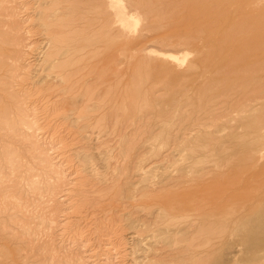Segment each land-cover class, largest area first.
I'll return each instance as SVG.
<instances>
[{"label": "rangeland", "instance_id": "374dc122", "mask_svg": "<svg viewBox=\"0 0 264 264\" xmlns=\"http://www.w3.org/2000/svg\"><path fill=\"white\" fill-rule=\"evenodd\" d=\"M37 1L0 0V264H264V0Z\"/></svg>", "mask_w": 264, "mask_h": 264}, {"label": "bare ground", "instance_id": "6f19581e", "mask_svg": "<svg viewBox=\"0 0 264 264\" xmlns=\"http://www.w3.org/2000/svg\"><path fill=\"white\" fill-rule=\"evenodd\" d=\"M79 1H80V0H79ZM84 1H85V2L87 1V2L90 3L89 0H84ZM7 2H8V1H7ZM25 2H26V1H25ZM28 2H29V1H28ZM80 2H83V1L81 0ZM85 2H84V3H85ZM117 2H118V1H117ZM4 3H5V2H4ZM37 3H38V5L41 6V7H43L44 5H47V6H49V5L51 6V5H52V6H53L52 11H53V12L50 13L49 15H52V16L54 15V16H56V18H57V15H55V14H56L58 11H60V12L58 13V14H59V15H58V18H59V16H60L61 18H59V19H62V18H67V17H65V16H68V14H69L70 12H72V10L76 7L77 0H38ZM37 3H36V4H37ZM89 3H88V5L90 6ZM119 3H120V0H119ZM119 3H117V4H119ZM30 4H31V3H30ZM33 4H35V3H33ZM48 4H49V5H48ZM78 4H79V2H78ZM78 4H77V6L80 7L81 5L79 6ZM85 4H86V3H85ZM85 4H84V6H85ZM86 5H87V4H86ZM4 6H5V5H4ZM36 6H37V5H36ZM47 6H46V7H47ZM84 6L82 5V7H84ZM78 7H76V8H78ZM82 7H81V8H82ZM33 8H35V7H33ZM33 8H32V9H33ZM76 8H75V9H76ZM84 8H85V7H84ZM84 8H83V9H84ZM88 8H89V7H88ZM35 9H37V8H35ZM47 9H49V7H47ZM75 9H74V10H75ZM78 9H79V8H78ZM90 9H91V7H90ZM29 10H30V9H29ZM74 10H73V11H74ZM13 11H14V10H13ZM75 11H76V10H75ZM75 11H74V12H75ZM91 11H92V10H91ZM74 12H73V13H74ZM76 12H77V11H76ZM78 12H81V11L78 10ZM78 12H77V13H78ZM83 12H84V11H83ZM83 12H81V13L83 14ZM147 12H148V11H147ZM73 13H72V14H73ZM77 13H76V14H77ZM84 13H85V12H84ZM86 13H87V12H86ZM88 13H91V12H88ZM76 14H75V15H76ZM79 14H80V13H78V15H79ZM99 14H100V13H99ZM3 15H4V14H3ZM9 15H10V14H9ZM46 15H47V14H46ZM89 15H90V14H89ZM89 15L87 14L88 17H89ZM10 17H11V16H10ZM48 17H49V16H48ZM71 17H73V15H72ZM40 18H42V17L40 16ZM49 18H53V17H49ZM15 19H16V18H15ZM53 19H54V18H53ZM59 19H58V20H59ZM115 19H116V18H115ZM200 19H201V18H200ZM51 20H52V19H51ZM51 20H50V22H51ZM64 20H65V19H64ZM73 20H74V19H73ZM81 20H83V19H81ZM85 20H86V19H85ZM116 20H118V19H116ZM196 20H197V19H195V21H196ZM86 21H87V20H86ZM54 22H55V21H54ZM57 22H58V21H57ZM77 22H78V20H77ZM84 22H85V21H84ZM87 22H88V21H87ZM89 22H90V21H89ZM102 22H103V21H102ZM44 23H45V21H44ZM48 23H49V22H47L45 25L47 26ZM64 23H65V22H64ZM67 23H68V21H67ZM79 23H80V21H79ZM79 23H77V24H79ZM41 24H42V23H41ZM53 24H54V23H53ZM62 24H63V23H62ZM68 24H69V23H68ZM77 24H75V25L78 26ZM11 25H12V24H11ZM45 25H43V28H44ZM70 25H71V24H70ZM75 25H73V27H74ZM82 25H83V24H82ZM89 25H90V24H89ZM46 26H45V27H46ZM62 26H63V25H62ZM76 26L74 27V29H75V28L78 29V27H76ZM79 26H80V25H79ZM86 26H87V25H86ZM86 26H85V27H86ZM40 27L42 28V26H40ZM54 27H55V26H54ZM56 27H58V25H57ZM68 27H69V26H68ZM68 27H66V28H68ZM70 27H71V26H70ZM70 27H69V28H70ZM1 28H2V27H1ZM51 28H52V27H51ZM7 29H8V28H7ZM12 29H13V28H12ZM37 29H38V28H37ZM84 29H89V28H87V27L84 28V27L82 26V28H81V32H79V33L82 34V31H83ZM46 30H47V29H46ZM65 30H66V29H65ZM72 30H73V28H72ZM72 30H70V31H72ZM41 31H42V30H41ZM49 31H50V30H49ZM73 31H74V30H73ZM73 31H72V32H73ZM77 31H78V30H77ZM19 32H20V31H19ZM36 32H37V31H36ZM43 32H44V31H43ZM45 32H46V31H45ZM45 32H44V34H45ZM62 32H64V31H62ZM75 32H76V30H75ZM84 32H85V30L83 31V35L86 34V33L84 34ZM88 32L90 33V35H89ZM66 33H68V32L66 31ZM69 33H70V32H69ZM47 34H48V33H47ZM49 34H50V33H49ZM53 34H54V33H53ZM64 34H65V33H63V35H64ZM70 34H71V33H70ZM76 34H77V33H76ZM80 34H78V35L80 36ZM87 34H88L89 36L92 37V34H91L90 30L87 31ZM63 35H62V36H63ZM88 35H87V36H88ZM53 36H54V35H53ZM62 36H61V37H62ZM64 36H66V34H65ZM74 36H76V35H74ZM17 37H18V36H17ZM17 37H16V38H17ZM61 37H60V41H61V39H63V37H62V38H61ZM66 37H69L68 34H67ZM91 37H90V38H91ZM16 38H14V39H16ZM48 38H49V37H48ZM50 38H51V37H50ZM50 38H49V39H50ZM54 38L57 39V38H59V37H54ZM64 38H65V37H64ZM18 39H19V38H18ZM56 39H55L54 41H56ZM71 39H72V38H71ZM71 39L69 38V40H68L69 43H71V42L73 43V42L75 41V38H73V39H74L73 41H70ZM86 39H88V38L86 37ZM63 40H64V39H63ZM63 40H62V41H63ZM77 40H78V38H77ZM84 40H85V38H84ZM84 40H83V41L81 40V42L83 43V42H89V41H90V40H87V41H86V40L84 41ZM15 41H18V40H15ZM46 41H48V39H46ZM57 41H58V40H57ZM65 41H66V39H65ZM52 42H53V41H52ZM68 42H63V43L65 44V43H68ZM77 42H78V41H77ZM53 43H54V42H53ZM53 43H52V44H53ZM63 43H61V44H63ZM72 43H71V44H72ZM79 43H80V41H79ZM47 44H48V43H47ZM56 44H57V43H56ZM56 44L54 43V46H55ZM61 44H60V45H61ZM73 44H75V43H73ZM89 44H90V43H89ZM78 45H81V44H78ZM78 45H77V46H78ZM87 45H88V44H87ZM56 46H58V44H57ZM63 46H66V44L63 45ZM60 47H62V46H60ZM68 47H70V46H68ZM68 47H67V48H68ZM80 47H81V46H80ZM51 48L53 49L54 52H55L54 49H56V48L58 49V47H56V48L51 47ZM67 48H66V49H67ZM75 48H78V47H75ZM75 48H73L74 51L72 50V52H75L76 50L79 51V49H75ZM88 48H89V47H87V48H85V49L87 50ZM47 49H49V47H48ZM60 49H61V48H59L58 51H59ZM66 49H65L66 53H65L64 55H67V52H68V51H69V53L71 54V50H69V49H71V48H68V51H67ZM85 49H84V50H85ZM89 50H90V48H89ZM61 51L65 52L63 49H61ZM80 51H82V49H81ZM84 52H85V51H84ZM87 52H88V51H87ZM89 52H90V51H89ZM18 53H19V52H18ZM41 53H42V52H41ZM51 53H52V52H51ZM51 53L49 52V55H48V56H51ZM59 53H60V51H59ZM61 53H62V52H61ZM20 54H21V53H20ZM44 54H45V53H44ZM46 54H48V53H46ZM56 54H57V51H56ZM62 54H63V53H62ZM62 54H61V55H62ZM70 54H69V56H70ZM73 54H74V53H73ZM73 54H72V56H73ZM61 55H60V56H61ZM64 55H63V56H64ZM85 55H87V53H86ZM53 56H56V55H53ZM53 56H52V57H53ZM57 56L59 57V55H57ZM69 56L67 55V57H69ZM77 56H78V55H77ZM80 56H84V54L79 55V59H80V61L82 62L84 59L82 60V59L80 58ZM90 56H91V55H90ZM90 56H89V57H90ZM42 57H43V56H42ZM52 57H50V59H51ZM70 57H71V56H70ZM73 57H74V56H73ZM6 58H7V57H6ZM19 58H20V56H19ZM19 58H18V59H19ZM47 58H48V57H47ZM47 58H46V59H47ZM56 58H57V57H56ZM75 58L77 59V57H75ZM83 58H85V57H83ZM90 58H91V57H90ZM57 59H60V58H57ZM57 59H56V60H57ZM70 59H71V58H70ZM72 59H73V60H72ZM72 59H71V60L74 61V58H72ZM76 59H75V61H76V63H78V62H77L78 60H76ZM51 60H52V59H51ZM56 60H55V61H56ZM65 60H67V58H65ZM68 60H69V59H68ZM68 60H67V61H68ZM55 61H53V62H55ZM59 61H60V60H59ZM80 61H79V62H80ZM85 61H86V60H85ZM50 62H51V61H50ZM57 62H58V60H57ZM60 62H61V61H60ZM69 62H70V61H69ZM81 62H80V63H81ZM48 63H49V62H48ZM51 64H52V63H51ZM54 64L56 65L57 63L55 62ZM67 64H68V63H66V66H68ZM69 64L71 65L72 63H69ZM74 64H75V63H74ZM89 64H90V63H89ZM52 65H53V64H52ZM55 65H54V66H55ZM72 65H73V64H72ZM77 65H78V64H77ZM82 65H83V68L87 66L85 63H83ZM82 65L80 64V66H82ZM85 65H86V66H85ZM48 66H50V65H48ZM54 66H53V67H54ZM80 66L78 65V66H76V67L80 69ZM53 67H52V68H53ZM61 67L63 68V65H62ZM64 67H65V66H64ZM70 67H71V66H70ZM76 67H75V69H73V73H74V71L77 70ZM58 68H59V67H58ZM83 68L81 67V69H83ZM87 68H88V66H87ZM87 68H86V69H87ZM13 70H14V69H13ZM56 70H58V69H56ZM59 70H60V68H59ZM61 70H62V69H61ZM68 70H69V69H68ZM68 70H67V71H68ZM83 70H84V69H83ZM25 71H26V70H25ZM63 71H64V69H63ZM67 71H66V72H67ZM70 71H71V70H70ZM81 71H82V70H81ZM81 71H80V72H81ZM57 72H59V71H57ZM77 72L79 73V70H78ZM77 72H76V73H77ZM78 73H77V74H78ZM91 73H92V72H91ZM60 74H61V73H60ZM64 74H65V73H64ZM29 75H30V74H29ZM61 75H62V74H61ZM82 75H83V73H82ZM23 76H24V75H23ZM76 77H77V76H76ZM76 77H74V78H76ZM28 78L31 79L30 76H29ZM85 78H86V77H85ZM57 79H59V78H57ZM68 79H69V78H68ZM70 79H71V78H70ZM72 79H73V78H72ZM19 80H20V79H19ZM50 80H51V79H50ZM55 80H56V79H55ZM64 80H65V79H64ZM73 80H74V79H73ZM73 80H70V81L73 82ZM85 80H87V78L84 79V82H86ZM88 80H89V79H88ZM90 80H91V79H90ZM90 80H89V82H90ZM65 81H66V80H65ZM67 81H68V80H67ZM77 81H78V80H77ZM74 82H75V81H74ZM80 82H82V81H80ZM80 82H79V84H82V83H83V82H82V83H80ZM89 82H88V83H89ZM51 83H52V82H51ZM54 83H55V81H54ZM64 84L66 85L67 82H66V83L64 82ZM83 84H84V83H83ZM83 84H82V85H83ZM85 84H87V82H86ZM68 85H69V84H68ZM68 85H67V86H68ZM77 85H78V84H77ZM82 85H81V86H82ZM87 85H90V84H87ZM78 86H79V85H78ZM71 87H72V86H71ZM82 88H83V86H82ZM84 88H85V87H84ZM39 89H40V88H39ZM80 90H81V89H80ZM82 90H84V89H82ZM24 91H25V90H24ZM84 91H85V90H84ZM89 92H90V91H89ZM64 93H65V91H64ZM69 94H70V93H69ZM73 94H74V93H73ZM85 94H86V93H85ZM87 94H88V93H87ZM90 94H91V92H90L88 95L90 96ZM69 96H71V94H70ZM69 96H67V98H69ZM85 96H87V95H85ZM23 97H24V96H23ZM72 98L74 99V97H71V99H72ZM86 98L88 99V97H86ZM91 98H92V96H91ZM89 99H90V98H89ZM67 100H68V99H67ZM76 100H77V99H76ZM65 101H66V100H65ZM84 101H85V100L83 99V100H82V103H83ZM86 101L90 103V101H88V100H86ZM20 102H21V101H20ZM87 102H86V105H87ZM83 104H85V103H83ZM83 104H82L81 110H83V109H82V108L84 107ZM86 105H85V106H86ZM88 105H90V104H88ZM88 105H87V108H88ZM206 106H207V105H206ZM75 108H76V107H75ZM248 108H250V104H247V105L242 109V112H248V111H250V110L246 111ZM32 109H33V108H32ZM24 110H25V109H24ZM61 110H62V109H61ZM89 110H90V109H89ZM89 110H88V111H89ZM201 110H202V109H201ZM85 111H86V110H85ZM20 112H21V111H20ZM58 112H59V111H58ZM60 112H61V111H60ZM205 112H206V111H205ZM55 113H57V112L55 111ZM208 113H209V112H208ZM28 114H29V113H28ZM210 114H211V113H210ZM210 114H209V115H210ZM212 114H214V112H213ZM203 115H205V117H206L208 114L206 115V113H205V114H202L201 116H203ZM211 116H212V115H211ZM211 116H210V117H211ZM202 118H204V116H203ZM197 119H198V118H197ZM197 119H196V121H197ZM207 119H209V118L207 117ZM260 120H261V119H260ZM260 120H259V122H260ZM198 121H199V119H198ZM202 121H204V119H203ZM186 122H187V121L185 120V118L175 119V120H174V124H173L174 127H173V131H172V143H173V144L169 142L170 144L173 145V149H171V148H170V149H171V150H174V152H176V151L179 150V147H180L179 145H180L181 143H183V145H187V144H185L184 142H187V143H188V141L190 140V138H189L188 136H190L191 128H192V126H194L195 123H197V122H195L193 125H190L191 123L187 124ZM199 122H201V120H200ZM262 122H263V120H262ZM201 123H203V122H201ZM204 123H205V121H204ZM197 124H198V123H197ZM195 125H196V124H195ZM198 125H200V126H197V127H200L199 129H201V124H198ZM203 125H204V124H203ZM203 125H202V126H203ZM190 126H191V128H190ZM192 129H193V128H192ZM199 129H198V130H199ZM194 130H197V128L194 129ZM194 130H193V131H194ZM193 131H192V132H193ZM169 132H170V131H169ZM192 132H191V133H192ZM21 134H22V133H21ZM168 135H169V134H168ZM191 135H192V134H191ZM28 137H29V135H28ZM191 137H192V136H191ZM187 139H189V140L187 141ZM191 139H192V138H191ZM26 141H27V140H26ZM190 141H191V140H190ZM255 145H256V146H259L258 143H257V144L255 143ZM260 146H261V145H260ZM255 150H257V148H256ZM255 150H253V151H255ZM171 152H173V151H171ZM245 152H246V151H245ZM256 152H257V151H256ZM256 152H255V153H256ZM41 153H42V152H41ZM176 153H177V152H176ZM249 153H250V152H248L247 154L249 155ZM252 153H253V152H252ZM27 155H28V154H27ZM240 155H243V154H240ZM243 156H247L246 153H245V155H243ZM253 157H255V156H253ZM243 158H244V157H243ZM246 158H248V157H246ZM248 159H249V158H248ZM28 163H29V162H28ZM50 166H51V165H50ZM50 166H49V167H50ZM49 167H48V168H49ZM34 168H35V167H34ZM205 169H207V168H205ZM20 170H21V169H20ZM25 171H26V170H25ZM206 171H208V170H206ZM209 171H210V170H209ZM9 172H10V171H9ZM55 174H56V173H55ZM58 174H59V173H58ZM36 175H37V174H36ZM2 177H3V176H2ZM29 177H30V176H29ZM33 177H34V176H33ZM26 180H27V178H26ZM15 182H16V181H15ZM19 182H20V181H19ZM14 184H15V183H14ZM59 185H60V184H59ZM59 188H60V187H59ZM59 188H58V189H59ZM13 191H14V190H13ZM56 191H57V190H56ZM21 192H22V191H21ZM41 192H42V191H41ZM18 195H19V194H18ZM20 195H21V194H20ZM20 195H19V196H20ZM27 196H28V195H27ZM6 199H8V198H6ZM1 201H2V200H1ZM27 201H28V200H27ZM0 206H1V205H0ZM13 206H14V205H13ZM21 206H22V205H21ZM1 207H2V206H1ZM14 209H15V208H14ZM20 209H21V208H20ZM6 213H7V212H6ZM26 216H27V215H26ZM19 217H20V216H19ZM17 218H18V217H17ZM14 220H15V219H14ZM14 220H13V221H14ZM18 224H19V223H18ZM31 226H32V225H31ZM9 228H10V227H9ZM17 233H18V232H17ZM14 234H15V233H14ZM18 235H19V234H18ZM23 238H24V237H22V239H23ZM12 241H13V240H12ZM245 246H246V247L248 248V250L250 251V236H249L248 240L246 241ZM261 255H262V254H260V257H263V256H264V255H263V256H261Z\"/></svg>", "mask_w": 264, "mask_h": 264}]
</instances>
